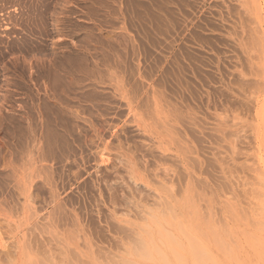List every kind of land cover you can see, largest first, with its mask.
<instances>
[{
    "label": "rangeland",
    "instance_id": "1",
    "mask_svg": "<svg viewBox=\"0 0 264 264\" xmlns=\"http://www.w3.org/2000/svg\"><path fill=\"white\" fill-rule=\"evenodd\" d=\"M0 264H264V0H0Z\"/></svg>",
    "mask_w": 264,
    "mask_h": 264
}]
</instances>
